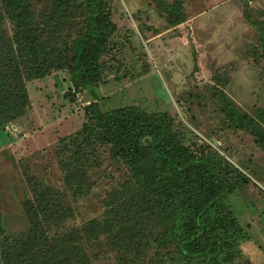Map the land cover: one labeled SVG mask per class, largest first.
Listing matches in <instances>:
<instances>
[{
    "label": "trees",
    "instance_id": "trees-1",
    "mask_svg": "<svg viewBox=\"0 0 264 264\" xmlns=\"http://www.w3.org/2000/svg\"><path fill=\"white\" fill-rule=\"evenodd\" d=\"M244 1V18L258 33L255 53L264 54V24ZM151 2L170 27L186 22L183 0ZM111 6L0 0V132L25 117L31 81L67 72L70 89L92 97L82 128L55 150L61 187L24 170L28 227L3 237L0 264H95L111 254L115 264H254L242 250L251 236L233 207L248 186L243 172L198 137L189 142L168 112L100 109L94 89L118 32ZM213 96L229 125L264 152V111L251 115L218 89ZM93 200L101 212L71 225L79 205Z\"/></svg>",
    "mask_w": 264,
    "mask_h": 264
},
{
    "label": "rangeland",
    "instance_id": "rangeland-1",
    "mask_svg": "<svg viewBox=\"0 0 264 264\" xmlns=\"http://www.w3.org/2000/svg\"><path fill=\"white\" fill-rule=\"evenodd\" d=\"M111 5L118 32L113 54L103 59L104 82L94 89L100 109L135 105L168 112L189 142L198 137L240 169L248 186L233 198L240 208L233 207L251 236L242 250L254 264H264V152L250 133L229 125L219 96H213L218 89L251 115L264 111V54L255 53L258 33L242 16L246 1L183 0L188 18L207 13L194 30L186 22L171 28L151 0H111ZM250 6L248 13L264 24V0ZM157 35L162 37L153 41ZM69 78L57 72L29 82L28 112L0 132V249L5 235L28 227L22 204L32 196L24 170L61 187L55 150L62 137L82 128L84 109L92 102L88 92L70 89ZM100 212L94 200L80 204L70 224ZM95 264L115 261L111 254Z\"/></svg>",
    "mask_w": 264,
    "mask_h": 264
},
{
    "label": "crops",
    "instance_id": "crops-1",
    "mask_svg": "<svg viewBox=\"0 0 264 264\" xmlns=\"http://www.w3.org/2000/svg\"><path fill=\"white\" fill-rule=\"evenodd\" d=\"M165 1V0H164ZM208 2H211V0H204V3L207 4ZM160 15V14H159ZM205 15H207V13L205 11H203L202 13H200L199 15L193 17V15L189 18L187 17V21L186 23H189V25H191L192 29L194 30L195 26L197 25V21L202 19ZM161 16V15H160ZM243 16V14H242ZM163 18V16H161ZM165 19V18H163ZM186 23H183V24H186ZM239 23H244V20L243 18L241 17V21H239ZM168 24V23H167ZM181 25V24H180ZM179 26V25H178ZM176 26V27H178ZM171 28H174V27H171ZM196 36V33L194 34ZM160 37H162V35H157V36H153L152 37V40L153 41H156L157 39H159Z\"/></svg>",
    "mask_w": 264,
    "mask_h": 264
},
{
    "label": "water",
    "instance_id": "water-1",
    "mask_svg": "<svg viewBox=\"0 0 264 264\" xmlns=\"http://www.w3.org/2000/svg\"><path fill=\"white\" fill-rule=\"evenodd\" d=\"M166 77L169 79V76H168V74H166ZM86 92V91H85ZM87 93V92H86Z\"/></svg>",
    "mask_w": 264,
    "mask_h": 264
}]
</instances>
